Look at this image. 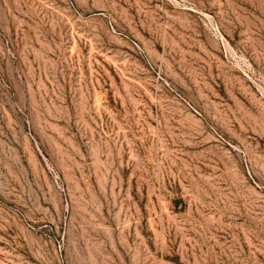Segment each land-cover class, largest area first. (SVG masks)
<instances>
[{
	"label": "rangeland",
	"instance_id": "374dc122",
	"mask_svg": "<svg viewBox=\"0 0 264 264\" xmlns=\"http://www.w3.org/2000/svg\"><path fill=\"white\" fill-rule=\"evenodd\" d=\"M0 264H264V0H0Z\"/></svg>",
	"mask_w": 264,
	"mask_h": 264
}]
</instances>
